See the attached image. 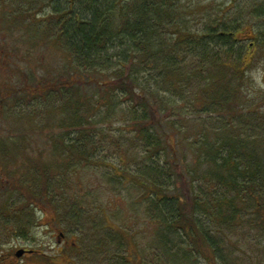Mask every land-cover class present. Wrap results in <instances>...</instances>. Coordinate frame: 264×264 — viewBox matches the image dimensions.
Here are the masks:
<instances>
[{"label": "trees", "instance_id": "1", "mask_svg": "<svg viewBox=\"0 0 264 264\" xmlns=\"http://www.w3.org/2000/svg\"><path fill=\"white\" fill-rule=\"evenodd\" d=\"M54 1H61L63 8H54L52 16L55 15L57 29L51 41L67 50L65 61L70 60V70L65 69L64 76L60 75L51 82L47 80V86L27 85L24 89H15L11 78L5 77L7 73L4 70L8 71V68L0 66V105L4 112L8 107H17L21 103L26 105L25 99L29 97L43 100L52 95L57 98L55 104L39 107L35 115L24 113L23 107L16 112L15 121L21 123L17 127L20 128V136L25 142L31 140L29 143L0 144V154L12 155L10 162L14 160L19 171L25 170L30 195L40 193L38 186L43 185L47 176H53L52 172L55 176L67 172L56 167L46 168L45 163L36 160V156H47L57 166H61L57 162L90 161L97 141H93L89 134H102V129H96L91 117L98 109L115 105L117 100L114 96L131 104L130 123L143 140L149 157L162 152L165 157L163 162L170 168L171 154L165 142L172 134L182 133L181 127L169 121V117L147 127L144 123L147 111L152 106L160 114L169 111L171 101L161 100L159 92L176 94L197 82L194 100L200 111L219 118L228 116L224 126L203 120L200 125L195 124L198 125L195 130H192L193 125H187L185 133L189 129L188 132H194L187 138H197L190 144L192 147L198 145L195 147L197 152L191 154L192 164L195 172L199 173L197 176L202 181V188H205V191L202 189L195 194L192 216L185 213V208H178V201L175 200V212L171 210L172 198L164 192V186L168 188V185L157 180L161 170L158 166L148 168V173L144 175L148 178L144 181L137 179L138 185L145 190L150 188L147 190L151 210L170 231V237L176 238L178 234L192 240V249L204 259L208 260L212 254L216 256L219 243L210 235V229L197 221V210L216 228L231 230L243 220L244 213H249L254 214L257 227L264 229V135H261L264 133V116L256 119L258 125L261 124L259 137L248 139L241 129L244 122L250 123L241 112L249 110L252 104H239L243 88L249 85L247 80L252 79L248 74V65L254 52L264 48V32L257 35L258 39L250 40L249 34L253 30L250 29L246 35L248 28L239 22L237 16L232 19L221 16L213 25L204 24V31L199 34L187 32L184 30L183 19L187 18L184 10L191 12L193 9L188 3L180 5L182 0H52L50 4ZM260 6L264 10V2ZM13 11L6 8L4 19L9 15L12 21L21 25L20 19L29 18L26 10L19 15H13ZM4 22L9 20H3L1 24ZM24 32L21 40L32 43V31V35L29 31ZM242 33L244 39L239 38ZM45 40L40 39V43L44 44ZM246 41L247 45L243 46ZM251 41L256 48L250 46ZM11 46L6 44V37H0V61L5 67L10 62L14 74L20 68L18 58H23L26 52ZM185 51L202 68L201 74L196 69L185 74L179 69L182 67L178 66L176 59L178 53ZM155 70L157 73L151 74ZM205 70L209 72L207 75H203ZM106 76L111 81L107 82L104 79ZM141 76L146 79H141L144 85L138 82ZM98 78L104 82L96 83ZM153 80L154 86L150 84ZM200 81L202 86H199ZM90 85L97 88L87 89ZM28 88L36 93L28 94ZM237 105L242 107L240 116L237 115V125H234L232 120L237 114ZM39 113L42 121L40 118L36 121ZM35 138L42 143L36 144L33 141ZM22 158L25 160L20 162ZM1 161L8 163V159H0L3 163ZM201 191L205 193L201 195Z\"/></svg>", "mask_w": 264, "mask_h": 264}, {"label": "rangeland", "instance_id": "2", "mask_svg": "<svg viewBox=\"0 0 264 264\" xmlns=\"http://www.w3.org/2000/svg\"><path fill=\"white\" fill-rule=\"evenodd\" d=\"M50 1L52 0H0V15L2 14L0 16V37H6V44L9 46L12 45L11 47L26 52L23 58H18L20 68L14 74L12 70L14 67L11 66L10 62L5 67L0 61L1 67L8 68V71L4 70L7 73L5 77L11 78L15 89H24L26 87L24 81H28L32 86L47 80L51 82L60 75L64 76L65 69L70 70L68 63L70 60L65 61L67 50L51 41V37L57 29L55 15L52 16V14L54 8L58 10L63 8V3L54 1L53 4H50ZM182 1L179 3L180 5L186 6L188 3L189 8L193 9L191 12L184 10L187 13V18L183 19L186 26L184 30L187 32L199 34L204 31V24L213 25L214 21L221 16H224L225 19H232L237 16L239 22L244 23L245 27L249 29L246 30L247 32L245 31L246 35L250 29L257 34L264 32V14H261L263 9L260 6L264 0ZM256 5L258 7H255ZM6 8L10 12L14 10L13 15H19L22 10H26L27 13L29 12V18L20 19L21 25H19L16 21H12L9 15L8 17L6 15L9 22H4L2 25L1 21L6 20L3 13ZM184 11L181 12L182 15H184ZM14 22L16 25H13ZM25 30L29 31V34L32 31L33 35H31L34 37L32 43L21 40ZM38 34L44 36L39 37ZM40 39L42 41L46 39L44 44L40 43ZM247 43L248 41L242 45L246 46ZM195 61L186 54V51L178 53L176 59L178 66L182 67L179 69L184 74L190 73L194 69L198 71V74H201L202 68L197 66ZM243 61L247 63L246 59ZM248 66V74L252 79L247 80L249 85L243 88L242 100L240 99L242 102L239 104L244 105L243 103L247 102V104L252 105L249 110L242 112L240 108L242 105H237V114L232 123L237 125V115L240 116L239 113L241 112L242 116H245V119L250 123L244 122L243 129H241L249 139L259 137L261 124L259 126L256 119L258 116H264V48H259L254 52L253 60ZM157 70L151 74L155 75ZM208 73L205 70L203 75ZM104 79L107 82L111 81L109 76L104 77ZM141 79L142 76L139 77L138 82L140 85H144L146 79H142L144 81ZM103 82L102 79L98 78L96 83L102 84ZM108 84L110 86V83ZM129 84L132 82L129 81ZM150 84L154 86V80L150 81ZM197 84V82H193L183 92L174 91L177 95L159 92L161 100L171 101L170 110L160 114L152 106L147 111L144 122L147 127L159 124L164 117H169V121L176 125L179 124L181 127L182 133L172 134L165 142L171 154L170 168L164 164L165 157L162 152L149 157V151L144 147L143 140L138 137L137 131L133 129L130 123L131 104L122 100L123 98L114 96L117 100L115 105H111L110 108L98 109L91 117V120L96 124V129H102V134L100 132L97 135L95 133L89 134L93 141H97V145L94 147L95 151L91 154L89 162L71 160L66 163L57 162L58 165H61L57 166L47 156H36V160L45 163L46 168L56 167L59 171L67 172L56 176L52 172L53 176H47L43 185L38 186L40 193L36 196H31L30 193H0V204L7 203V206L2 205L1 208L5 209L4 211L7 213V207L11 205L15 209L16 217L19 218V215L21 217L22 211L25 210L24 204L33 201L37 205L27 208L31 215L30 223L39 224L41 220L38 221L37 219L41 218L37 210L41 206H45L51 201L56 203L72 202L76 207L75 211L77 212L75 213L78 214L79 221L76 219L65 220L67 216L66 212L63 211V229L69 232L79 224L78 227L82 229L81 237L78 236L81 241L80 244L85 243L81 246L90 250L86 258H89L90 261L95 258L97 261L95 264L98 262L100 264H123L121 261L123 257L138 261L137 254L142 264H264V229L257 227L254 214L244 213L243 220L239 221L236 227L225 230L223 227L216 228L213 226L206 219V216H202V213L197 210V221L201 225L204 224L205 228L210 229V235L219 243L216 256L214 257L212 254V257L207 260L201 257L195 249H192V240L184 239L178 234L176 238L170 237V231L165 229L166 226L159 222L151 210L152 204L148 199L150 188L145 190V187L138 185V180L144 181L148 178L144 176L148 173V168L158 166L161 170L157 180L168 185V188L164 186V192L167 197L172 198L171 210L176 207V203L173 201L175 200L178 201V208L183 207L185 210L189 208L188 213L191 214L190 217L192 216L195 194L202 189L205 191V188H202V181L197 176L199 173L198 171L195 172L192 164L193 157L191 154L197 152L195 147L198 145L192 147L190 144L197 138L194 136L187 138L194 134L192 131L188 132L190 129L185 133L187 125H193L192 130H195L196 126L198 127L195 124L200 125V121L203 120L206 123L212 121L217 126H224L228 116L219 118L214 115H205L200 111L194 100ZM202 84L203 82L200 81L199 86ZM96 88L97 86L94 85L87 87V89ZM25 101L27 104L21 103V110L23 107L24 113L28 112L35 115L39 107L53 105L57 102V98L50 95L43 100L29 97ZM39 115L40 113L36 116V121H39V118L42 121ZM37 139L35 138L36 141L34 142L41 144L42 140ZM46 142L48 143V141ZM29 152L31 151L29 150ZM6 213L0 215V234L7 233V230L4 231L5 226L7 228L9 226ZM156 214L158 215V212ZM74 216L76 215L74 214ZM106 222L112 224L113 229L102 230L106 227ZM249 224L251 225L249 226ZM20 225L23 224H19L17 227ZM44 230L45 227L36 226L34 232L39 234ZM110 231L117 233V238L114 237L115 241L109 237L104 238L106 234L114 235ZM16 243L18 242L16 241ZM90 247L95 252L102 250L101 253H105V255L102 258H97L99 253L97 252L94 256ZM80 259L83 260V257Z\"/></svg>", "mask_w": 264, "mask_h": 264}, {"label": "flooded vegetation", "instance_id": "3", "mask_svg": "<svg viewBox=\"0 0 264 264\" xmlns=\"http://www.w3.org/2000/svg\"><path fill=\"white\" fill-rule=\"evenodd\" d=\"M250 40L258 39V34L254 31H251ZM244 34L239 36V38H243ZM250 46L256 48L255 43L253 41L250 42ZM254 50V49H253ZM94 82L96 81L95 78ZM25 86L30 85L28 81ZM48 83L43 81L42 83L36 85H44L47 86ZM31 86V85H30ZM40 91H45L44 89H40ZM28 94L36 93L32 91L30 88L27 90ZM32 95V96H33ZM21 106L17 107H8L5 109L2 105H0V144L9 146L18 143L19 145H23L25 143H29L31 140H27L25 142L24 138L20 136V124L16 123L15 118L16 110L20 109ZM3 120V121H1ZM25 133V132H24ZM36 141V140H33ZM12 155H8L6 153L0 154V159H8V163L3 162L0 163V193L1 194H10L12 192L18 193H29L30 187L26 184V174L23 170H18L15 166L14 160L11 163L10 158ZM14 157V156H13ZM16 157V156H15ZM28 158L30 155L27 156ZM17 158V157H16ZM23 159V160H22ZM19 159L20 161H24L25 158ZM23 176V177H22ZM17 178V179H16ZM25 183V185H24ZM22 184V185H21ZM47 188V187H45ZM37 189V188H36ZM39 204V203H38ZM41 204V203H40ZM0 215L5 214V209H2V205L7 206V203L0 204ZM32 205H37V203L30 202L24 204V209L22 212V216L19 218L16 217L14 207L9 205L7 207V221L8 228L5 226L4 231L7 230V233L0 234V264H95L97 261L94 258L92 261L87 259L86 256L90 250H86L87 248H83L84 244H80V238L82 229L77 224L75 229H71V231L67 232L63 229L64 224V212H66V219H76L79 221V216L76 210V207L72 202H64V203H56V202H48L46 205L41 206L38 209V214H40L41 220L39 224H33L31 221V215L27 211V208H31ZM189 205V204H188ZM37 208V207H36ZM2 209V210H1ZM188 209L186 208L185 213H188ZM64 211V212H63ZM74 214L76 216H74ZM78 216V217H77ZM71 217V218H70ZM107 220V218H106ZM23 221V223H22ZM19 224L20 227H17ZM36 226L45 227V230L39 234L34 232ZM104 229H113V225L105 223ZM118 228V227H117ZM18 231V233H17ZM112 232V231H110ZM114 235L106 234L104 238H111L115 241L117 233ZM79 236V237H78ZM115 237V238H114ZM16 241L18 243H16ZM91 248V247H90ZM91 252L94 256L98 252L99 255L97 258H102L105 253L102 250L96 251L91 248ZM101 253V254H100ZM83 257V260L80 259ZM138 261L129 260L132 258L123 257L121 261L123 264H142L139 255H136ZM135 259V258H134ZM97 264H100L99 262ZM120 264V263H117Z\"/></svg>", "mask_w": 264, "mask_h": 264}, {"label": "bare ground", "instance_id": "4", "mask_svg": "<svg viewBox=\"0 0 264 264\" xmlns=\"http://www.w3.org/2000/svg\"><path fill=\"white\" fill-rule=\"evenodd\" d=\"M261 14H264V10H261ZM205 192L201 191L200 194L203 195Z\"/></svg>", "mask_w": 264, "mask_h": 264}]
</instances>
